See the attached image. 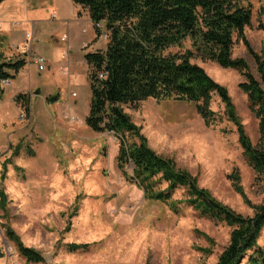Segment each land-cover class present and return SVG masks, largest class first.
Wrapping results in <instances>:
<instances>
[{
    "label": "rangeland",
    "instance_id": "374dc122",
    "mask_svg": "<svg viewBox=\"0 0 264 264\" xmlns=\"http://www.w3.org/2000/svg\"><path fill=\"white\" fill-rule=\"evenodd\" d=\"M248 2L252 20L245 37L264 61V0ZM100 26L104 31V24ZM103 42L100 37L90 49ZM232 58H243L258 79L253 58L236 38ZM192 63L226 88L245 133L255 144L257 120L239 88L243 77L211 62ZM49 64L43 72L27 66L26 74L6 87L0 100V190L6 195L5 211L0 208V264H31L6 239L4 227H10L24 246L39 251L41 264H216L230 229L186 206L184 189L172 196L175 212L170 202L146 200L132 180L130 164L123 169L117 165L116 137L84 125L90 90L82 51L72 48L49 59ZM28 81L32 87L39 85L46 96H57L58 105L47 104L46 99L44 105L41 97L32 96V115H26L24 123L13 90L19 85L23 89ZM59 105H65L63 110ZM210 108L219 118L211 127H205L194 106L186 102L149 99L125 112L156 154L192 175L221 204L252 216L254 206L264 203V182L257 180L244 160L235 126L227 121L217 96L212 97ZM9 126H13L11 134ZM233 171L239 175L245 200L228 179ZM69 243L89 247L69 253L64 249ZM257 244L264 247V230ZM241 264H247V257Z\"/></svg>",
    "mask_w": 264,
    "mask_h": 264
},
{
    "label": "trees",
    "instance_id": "16d2710c",
    "mask_svg": "<svg viewBox=\"0 0 264 264\" xmlns=\"http://www.w3.org/2000/svg\"><path fill=\"white\" fill-rule=\"evenodd\" d=\"M4 0H0L2 3ZM88 13L97 35L104 24L106 46L88 52L90 99L85 126L95 133H112L117 139V165L132 163V180L146 200L168 203L178 189L185 190L184 204L200 216L230 229L227 246L216 264H264V247L257 240L264 230V203L254 206L252 216H243L215 200L200 188L188 172L175 167L171 159L156 154L147 144L125 108L152 99L191 103L205 127L218 122L210 108L213 96L224 106V116L235 126L238 144L257 180L264 182V61L254 53L245 29L251 26L252 8L248 0H71ZM100 35V34H99ZM234 38L241 41L256 65L258 79L243 58H232ZM211 62L243 77L240 90L257 120L258 140L253 144L244 131L226 88L215 82L192 60ZM24 59L0 61L1 82L13 79L25 66ZM100 74L102 77H100ZM56 97L48 101L55 100ZM26 115L30 97L15 98ZM18 146L16 150L18 153ZM30 157L33 151L27 150ZM3 180V178L1 177ZM233 190L245 200L237 171L228 175ZM0 208L5 211L6 195L0 190ZM6 239L27 263H43L42 254L23 245L18 235L4 227ZM88 244L69 243V253L85 252Z\"/></svg>",
    "mask_w": 264,
    "mask_h": 264
},
{
    "label": "crops",
    "instance_id": "0c3cea01",
    "mask_svg": "<svg viewBox=\"0 0 264 264\" xmlns=\"http://www.w3.org/2000/svg\"><path fill=\"white\" fill-rule=\"evenodd\" d=\"M98 28L100 35H97L95 26L91 22L88 13L80 11L79 7L74 5L71 0H4L0 3V61L7 62L24 59L26 62L18 74L13 79H9L10 85L2 86L4 94H6V87L9 88L18 78L26 74L25 68L27 66H36L30 63L31 57L39 56L44 59L45 65L42 71L38 70L36 66L39 72H43L46 66H50V64L52 66V62L49 64V59L56 55L68 54L72 48L82 51V58L88 52L103 50L106 46V39L103 38V34L106 33L101 30L100 25H98ZM27 33L31 34L32 39L30 42L24 39ZM65 36L64 42H61L60 38L62 39ZM100 37L104 41L103 44L99 48L90 49L92 44H96ZM31 42L34 44L30 45ZM33 84L34 89L31 82L28 81L27 86L24 85L23 89L19 85V89L13 90L14 94H16L14 95V103L19 112L20 122L27 123L28 120L20 119L21 114L25 118L27 117L21 106L15 102V98L19 94H28L30 98L39 96L43 100L44 105L46 101L47 104L51 105H56L58 102L57 96H50L48 93L47 97L44 92H41L39 85ZM52 97L56 98L49 102L48 100ZM64 106L59 105L61 110H63ZM44 108L47 110L45 106ZM31 115L30 109L29 116ZM12 129L13 126H9L7 132L11 134Z\"/></svg>",
    "mask_w": 264,
    "mask_h": 264
},
{
    "label": "built area",
    "instance_id": "2783aa9c",
    "mask_svg": "<svg viewBox=\"0 0 264 264\" xmlns=\"http://www.w3.org/2000/svg\"><path fill=\"white\" fill-rule=\"evenodd\" d=\"M103 38H106V34H103ZM25 39L27 42H30L32 37H31V34L30 33H27L25 35ZM30 63L34 64L37 66L38 70L42 71L44 69V65H45V61L42 57H39V56H34V57H31L30 58ZM100 77H102V75L100 74ZM10 80L7 79V80H3L1 82V85L2 86H9L10 85ZM20 119L23 120V119H27L25 118V116L23 114L20 115Z\"/></svg>",
    "mask_w": 264,
    "mask_h": 264
},
{
    "label": "water",
    "instance_id": "95a60500",
    "mask_svg": "<svg viewBox=\"0 0 264 264\" xmlns=\"http://www.w3.org/2000/svg\"><path fill=\"white\" fill-rule=\"evenodd\" d=\"M130 166H131V168H134V166H133V164H132V163H130Z\"/></svg>",
    "mask_w": 264,
    "mask_h": 264
}]
</instances>
